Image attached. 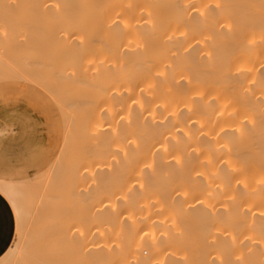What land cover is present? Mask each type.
<instances>
[{
	"label": "bare ground",
	"instance_id": "obj_1",
	"mask_svg": "<svg viewBox=\"0 0 264 264\" xmlns=\"http://www.w3.org/2000/svg\"><path fill=\"white\" fill-rule=\"evenodd\" d=\"M23 1L47 20L57 76L88 82L94 58L95 84H125L128 95L87 110L111 129L94 150L0 155L18 233L0 264H56L62 240L64 264H218L212 223L224 224L225 264H264V0ZM147 57L159 69L150 91ZM96 163L103 176L85 190L79 171ZM104 163L115 164L107 183Z\"/></svg>",
	"mask_w": 264,
	"mask_h": 264
},
{
	"label": "rangeland",
	"instance_id": "obj_2",
	"mask_svg": "<svg viewBox=\"0 0 264 264\" xmlns=\"http://www.w3.org/2000/svg\"><path fill=\"white\" fill-rule=\"evenodd\" d=\"M34 6L36 4L33 2L26 3L23 0H5L0 3V155L7 162L27 160L33 151L43 155L40 159L49 160L57 157L71 159V155L94 150L100 144L97 134H107L111 129L107 122L96 123V119L88 114L87 110L110 111L121 94L128 95L125 84H112L107 86V89L95 84L97 64L94 58H90L84 66L88 82H74L57 76L59 70L55 66L54 50L47 40V20L36 17ZM25 7H29V14L23 13ZM117 24L119 20L115 22V25ZM99 35L101 34H96L94 38L97 39ZM146 62L149 73L145 90L150 91L159 84V69L158 65L155 66L156 71L153 69L150 57L146 58ZM65 71L64 67L63 73ZM120 116L126 119L128 112L122 109ZM107 143L112 144L113 141ZM28 153L30 154L25 156ZM64 165H60L63 182L68 179L66 175H70V171L65 168H68L67 164ZM93 165L95 167L98 163ZM104 165L107 168L104 170L105 178L102 181L107 183L113 177L112 166L115 164ZM70 166L72 168V165ZM78 166L81 167V164H77L75 168ZM89 168L91 167L85 168L88 169L85 172L83 169V172L79 171L85 190L89 187L93 189L103 176L98 173L96 167L90 170ZM31 172L33 175L34 170ZM196 179L203 178L197 176ZM89 191H85L88 198L92 194H89ZM151 201L158 208L161 207L157 198L153 197ZM223 212L222 208V214ZM70 221L68 219L66 223ZM70 224L72 222L67 225ZM213 225L212 223L209 227V259L211 257L212 261L220 258L217 263L225 264L224 224L222 223L220 230ZM213 230L220 232L215 233ZM56 234L60 240L61 232ZM17 240L16 231L13 244ZM59 242L63 240L57 241L55 263L64 264V244ZM144 250V255L150 253L149 250ZM74 257L70 255L66 262L76 264ZM102 262L103 259L95 258L91 264ZM211 263L216 264L215 261Z\"/></svg>",
	"mask_w": 264,
	"mask_h": 264
},
{
	"label": "crops",
	"instance_id": "obj_3",
	"mask_svg": "<svg viewBox=\"0 0 264 264\" xmlns=\"http://www.w3.org/2000/svg\"><path fill=\"white\" fill-rule=\"evenodd\" d=\"M16 225L14 210L9 201L0 193V259L14 242Z\"/></svg>",
	"mask_w": 264,
	"mask_h": 264
}]
</instances>
